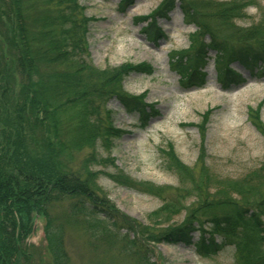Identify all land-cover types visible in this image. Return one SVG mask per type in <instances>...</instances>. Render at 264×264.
<instances>
[{"label":"trees","instance_id":"16d2710c","mask_svg":"<svg viewBox=\"0 0 264 264\" xmlns=\"http://www.w3.org/2000/svg\"><path fill=\"white\" fill-rule=\"evenodd\" d=\"M255 2L163 0L138 23H146L143 32L157 43L165 37L159 19L179 3L196 31L190 49L170 57L172 69L187 86L203 85L204 69L214 59L229 89L243 82L231 62L264 70V10L250 25L238 23ZM84 10L79 0H0V264H71L68 225L80 226L89 240L121 238L130 264H155L151 245H191L194 232L200 233L194 245L201 256L233 246L234 264H264V162L241 177H222L207 164L203 144L197 164L189 166L169 142L159 152L164 168L178 177L176 187L135 179L118 167L112 150L126 130L114 124L108 103L118 100L146 127L158 110L123 82L154 68L95 66ZM257 111L251 109V121L264 137ZM208 118L198 126L202 141ZM102 177L159 198L161 205L139 221L110 199ZM63 203L66 213L54 215ZM37 217L45 219L44 248L29 242Z\"/></svg>","mask_w":264,"mask_h":264},{"label":"rangeland","instance_id":"374dc122","mask_svg":"<svg viewBox=\"0 0 264 264\" xmlns=\"http://www.w3.org/2000/svg\"><path fill=\"white\" fill-rule=\"evenodd\" d=\"M162 1L136 0L134 5L122 8L121 0H79L85 8L84 14L90 18L89 60L95 66L116 67L129 62L147 63L154 68L152 74L131 73L123 82L125 90L132 95L145 94V101L158 110L146 127L140 125L135 112H128L117 100L108 103L114 124L126 130L112 150L116 164L135 179L176 187L178 177L164 168L160 147L171 142L180 159L195 166L203 144L205 160L212 172L222 177H241L264 162V137L250 117L251 109H258L264 123V72H255L234 62L230 66L245 81L224 90L216 71L220 63L216 68L212 61L206 84L187 89L178 72L171 68L170 57L190 49V34L196 27L184 21L179 3L168 18L159 20L167 38L158 44L150 41L141 30L145 23H138L140 17L153 13ZM134 9L137 10L132 12ZM262 9L264 0L249 4L247 18L238 23L250 25L261 15ZM205 114L209 118L202 141L198 126ZM100 184L122 212L139 221L146 222L147 214L161 205L159 198L121 187L107 177H102ZM66 208V203L58 204L54 215L65 214ZM183 217L184 213L177 221ZM40 224L39 221L30 242L44 248L45 237ZM198 236L194 234V241ZM65 239L71 264H130L121 238L110 242L89 240L80 226L68 225ZM215 239L217 243L222 241L220 236ZM151 250V262L155 264H234L235 257L233 246L209 257L199 256L193 246L184 244H155L151 245Z\"/></svg>","mask_w":264,"mask_h":264},{"label":"bare ground","instance_id":"6f19581e","mask_svg":"<svg viewBox=\"0 0 264 264\" xmlns=\"http://www.w3.org/2000/svg\"><path fill=\"white\" fill-rule=\"evenodd\" d=\"M137 9H134V11H132V12H135Z\"/></svg>","mask_w":264,"mask_h":264}]
</instances>
